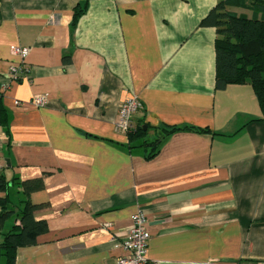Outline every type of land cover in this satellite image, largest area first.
<instances>
[{
  "label": "crops",
  "instance_id": "0c3cea01",
  "mask_svg": "<svg viewBox=\"0 0 264 264\" xmlns=\"http://www.w3.org/2000/svg\"><path fill=\"white\" fill-rule=\"evenodd\" d=\"M217 1L0 0V198L18 211L20 181L42 179L28 196L47 222L15 264H118L138 207L150 264L264 260V116L249 83L215 87L216 31L200 22ZM134 95L148 139L160 125L208 130H175L146 157L116 127Z\"/></svg>",
  "mask_w": 264,
  "mask_h": 264
},
{
  "label": "trees",
  "instance_id": "16d2710c",
  "mask_svg": "<svg viewBox=\"0 0 264 264\" xmlns=\"http://www.w3.org/2000/svg\"><path fill=\"white\" fill-rule=\"evenodd\" d=\"M232 6L250 10V13L237 12ZM85 7V3L74 7L73 24ZM200 23L212 25L216 31L215 87L223 88L229 83H249L264 116V0H218ZM3 118L0 107V122H4ZM160 127L158 133L148 139L144 136L147 129H143L142 124L136 125L127 133L129 145L149 148L146 157H151L158 151L161 141L175 130H208L207 127L194 125ZM20 184L26 197L21 200L22 205L18 211L7 207V197L0 198V224L9 213L16 212L12 226L0 233V264H15L17 247L36 243L38 235L47 230L46 220L33 215V211L40 205L33 203L28 196L30 191L42 187V179H25ZM6 188L7 181L0 175V189Z\"/></svg>",
  "mask_w": 264,
  "mask_h": 264
},
{
  "label": "built area",
  "instance_id": "2783aa9c",
  "mask_svg": "<svg viewBox=\"0 0 264 264\" xmlns=\"http://www.w3.org/2000/svg\"><path fill=\"white\" fill-rule=\"evenodd\" d=\"M12 51L19 54L22 58L27 55L28 47L15 45ZM20 70L19 65L11 66V76H15ZM1 97V92H0ZM31 103L36 106L46 104L47 96L45 94L36 93L31 97ZM16 105L21 101L14 99ZM142 107V102L137 96L126 97L120 101L118 105V117L116 121L117 129L128 133L135 128L133 115ZM1 141V140H0ZM149 239V231L147 230V219L145 213L140 209L131 214V223L126 235L121 239L119 245L124 249V253L117 257L118 264H150V260L146 255L147 242ZM249 264H264V260H258Z\"/></svg>",
  "mask_w": 264,
  "mask_h": 264
},
{
  "label": "rangeland",
  "instance_id": "374dc122",
  "mask_svg": "<svg viewBox=\"0 0 264 264\" xmlns=\"http://www.w3.org/2000/svg\"><path fill=\"white\" fill-rule=\"evenodd\" d=\"M242 11H244V12L247 13V14L250 13V10L243 9Z\"/></svg>",
  "mask_w": 264,
  "mask_h": 264
}]
</instances>
